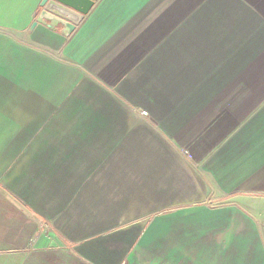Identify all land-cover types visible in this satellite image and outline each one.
<instances>
[{
	"label": "crops",
	"instance_id": "obj_1",
	"mask_svg": "<svg viewBox=\"0 0 264 264\" xmlns=\"http://www.w3.org/2000/svg\"><path fill=\"white\" fill-rule=\"evenodd\" d=\"M40 2L0 0V264H264V0H97L68 37Z\"/></svg>",
	"mask_w": 264,
	"mask_h": 264
},
{
	"label": "water",
	"instance_id": "obj_2",
	"mask_svg": "<svg viewBox=\"0 0 264 264\" xmlns=\"http://www.w3.org/2000/svg\"><path fill=\"white\" fill-rule=\"evenodd\" d=\"M97 0H41L39 13L32 24L68 37L81 23Z\"/></svg>",
	"mask_w": 264,
	"mask_h": 264
},
{
	"label": "rangeland",
	"instance_id": "obj_3",
	"mask_svg": "<svg viewBox=\"0 0 264 264\" xmlns=\"http://www.w3.org/2000/svg\"><path fill=\"white\" fill-rule=\"evenodd\" d=\"M129 215H131V213Z\"/></svg>",
	"mask_w": 264,
	"mask_h": 264
}]
</instances>
